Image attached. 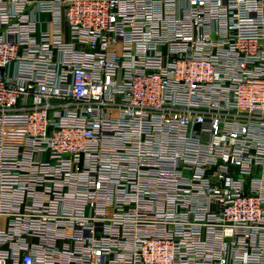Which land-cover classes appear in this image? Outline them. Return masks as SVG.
<instances>
[{
	"label": "built area",
	"instance_id": "2783aa9c",
	"mask_svg": "<svg viewBox=\"0 0 264 264\" xmlns=\"http://www.w3.org/2000/svg\"><path fill=\"white\" fill-rule=\"evenodd\" d=\"M0 264H264V0H0Z\"/></svg>",
	"mask_w": 264,
	"mask_h": 264
}]
</instances>
